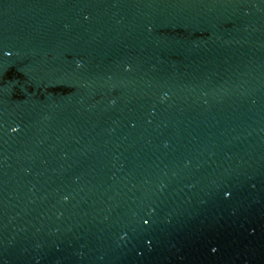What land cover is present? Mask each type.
<instances>
[{
  "label": "water",
  "instance_id": "obj_1",
  "mask_svg": "<svg viewBox=\"0 0 264 264\" xmlns=\"http://www.w3.org/2000/svg\"><path fill=\"white\" fill-rule=\"evenodd\" d=\"M0 264H264V0H0Z\"/></svg>",
  "mask_w": 264,
  "mask_h": 264
},
{
  "label": "snow or ice",
  "instance_id": "obj_2",
  "mask_svg": "<svg viewBox=\"0 0 264 264\" xmlns=\"http://www.w3.org/2000/svg\"><path fill=\"white\" fill-rule=\"evenodd\" d=\"M225 195H228L227 193H225ZM145 223H147V221H145Z\"/></svg>",
  "mask_w": 264,
  "mask_h": 264
}]
</instances>
